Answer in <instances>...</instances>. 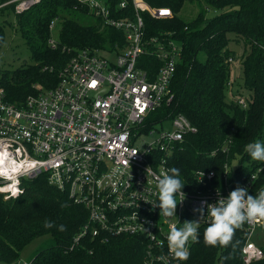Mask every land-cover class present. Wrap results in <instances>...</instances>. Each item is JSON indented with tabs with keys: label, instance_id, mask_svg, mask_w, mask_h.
Masks as SVG:
<instances>
[{
	"label": "built area",
	"instance_id": "obj_1",
	"mask_svg": "<svg viewBox=\"0 0 264 264\" xmlns=\"http://www.w3.org/2000/svg\"><path fill=\"white\" fill-rule=\"evenodd\" d=\"M40 1L9 0L0 7L14 4V15H21ZM76 1L89 8L103 29L121 33L123 45L115 42L111 51L62 47L70 58L55 86L36 85L37 93L21 105L8 103L0 87V194L6 200L17 198L23 192L22 180L46 175L50 185L87 211L74 244L82 236L103 244L135 237L146 244L145 264H180L184 261L175 259L167 245L171 226L179 229L185 221L197 220L194 209L201 201L213 204L237 185L250 192L256 175L248 181L233 179L226 165L222 182L215 186L213 170L195 171L203 189L182 190L186 196L179 202L177 195L176 216H160L151 204L158 199L156 177L168 172L171 155L185 135L197 132L183 115L153 120V114L171 101V82L182 51L174 32L148 37L142 13L157 20L172 17V12L149 7L143 0H117V9L131 5L134 15L116 18L112 0ZM55 22H50V33ZM47 44L52 51L59 48L58 39L51 36ZM237 103L246 108L244 98ZM165 124L170 131L163 129ZM210 219L205 209L199 229ZM239 229L245 238L242 264L263 259L256 238L261 232L264 236V219L245 221Z\"/></svg>",
	"mask_w": 264,
	"mask_h": 264
},
{
	"label": "trees",
	"instance_id": "obj_2",
	"mask_svg": "<svg viewBox=\"0 0 264 264\" xmlns=\"http://www.w3.org/2000/svg\"><path fill=\"white\" fill-rule=\"evenodd\" d=\"M143 1L149 7H168L172 12V17L157 20L142 13L146 35L174 32L182 51L171 82V101L153 114V120L157 123L183 115L197 129L177 145L169 168L180 170L179 178L185 183L182 190L187 192L203 189L194 177L195 171L213 170V184L218 186L227 165L233 179L248 181L256 175L249 193L257 196L264 190V162L252 160L245 148L257 140L264 143V0ZM7 2L0 0V6ZM117 3H111L116 18H133L131 5L117 9ZM186 3L198 7L194 20L178 16ZM13 6L0 7V11L13 14L32 63L11 71L0 70V87L8 103L23 104L27 96L37 93L36 85L46 89L55 86L59 69L70 58L61 51L62 47L72 51H111L113 43L123 45L121 33L110 27L103 29L96 19V24L86 27L65 18L63 14L73 8L89 12L76 0H41L21 15H14ZM209 12L212 14L208 16ZM55 20L59 22V48L52 51L47 42L50 22ZM4 31L0 24V50L5 41ZM231 41L236 49L242 47L241 55L229 49ZM235 60L241 66L246 97L230 90V63ZM49 68L52 73L46 71ZM239 98L246 100L245 109L237 103ZM22 189V194L14 199L6 200L0 194V264H17L21 252L32 241L46 238L47 245L38 249L26 264H145L146 244L135 237H118L103 244L82 236L74 244L87 221V211L82 205H75L66 192L50 185L46 175L22 180ZM46 220L55 226L45 228ZM61 224L66 231L58 230ZM204 230L205 227L199 229L198 242L190 248L188 260L180 264H242L240 249L245 238L239 228L226 248L206 246ZM262 248L264 252V244ZM252 264H264V258Z\"/></svg>",
	"mask_w": 264,
	"mask_h": 264
},
{
	"label": "clouds",
	"instance_id": "obj_3",
	"mask_svg": "<svg viewBox=\"0 0 264 264\" xmlns=\"http://www.w3.org/2000/svg\"><path fill=\"white\" fill-rule=\"evenodd\" d=\"M246 152L254 161L264 162V143L257 140L248 143ZM170 173V174H169ZM203 176V172L201 174ZM180 170L172 167L162 177L157 179L158 203H151L153 208H159V215L170 218L175 215L177 204L185 199L186 194L182 191L185 183L179 178ZM179 196V202L177 201ZM219 196V194H218ZM201 207L194 209L198 213V219L185 221L182 228H177L173 224L167 236V245L174 258L180 261L188 260L190 256L189 243L198 242V229L200 227V217L205 209L208 210L210 222L203 233L204 244L209 247H228L233 241L234 233L245 221L264 219V190L257 196L249 193L248 188L237 185L227 197L220 196L213 204L201 201ZM66 205H61L65 207ZM51 221H45V228L54 227ZM59 231H66V226H58Z\"/></svg>",
	"mask_w": 264,
	"mask_h": 264
},
{
	"label": "rangeland",
	"instance_id": "obj_4",
	"mask_svg": "<svg viewBox=\"0 0 264 264\" xmlns=\"http://www.w3.org/2000/svg\"><path fill=\"white\" fill-rule=\"evenodd\" d=\"M206 5V4H204ZM198 13V7L196 4H188L186 3L181 12L179 13L180 19L191 21L194 20ZM212 13L209 12L208 16ZM65 18L70 20H76V22L80 23L83 26H92L96 24L92 16L89 14V12H82L78 11L77 9L73 8L72 10L65 12L63 14ZM58 24V20L55 22ZM0 24L5 27V38H4V44L3 47L0 50V70H13L17 69L21 66H26L27 64L32 63L30 59V52L28 48L24 44V40L21 39L19 32L16 29V26L14 24V17L13 14L9 11L1 12L0 11ZM58 26L53 29L51 32V37L56 40V35L58 32ZM229 49L236 50L237 56L241 55L243 53L242 47H239L236 49L235 45L231 41L229 44ZM231 71H230V81L232 82V86L230 90L234 94L235 92H239L243 97H246L248 92L244 89V81H242V74H241V66L237 63V61H231ZM62 68V67H61ZM60 68V69H61ZM59 69V70H60ZM45 71V69H43ZM49 73H52L53 70L51 68L47 69ZM59 72V71H58ZM58 76V73L56 75V78ZM39 87H42L41 85H37ZM229 95V93H228ZM232 97V95H231ZM158 127V126H156ZM164 130L170 131V126L163 125ZM258 233V231H257ZM48 239V238H46ZM46 239H36L31 242V245L26 247L20 255V260L17 262V264H22V262H29L31 257L35 254V252L47 245V241L44 242ZM256 241L260 244H264V236L261 232V234L256 238Z\"/></svg>",
	"mask_w": 264,
	"mask_h": 264
}]
</instances>
